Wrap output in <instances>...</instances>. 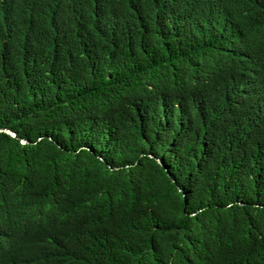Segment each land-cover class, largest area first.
<instances>
[{
  "label": "trees",
  "instance_id": "obj_1",
  "mask_svg": "<svg viewBox=\"0 0 264 264\" xmlns=\"http://www.w3.org/2000/svg\"><path fill=\"white\" fill-rule=\"evenodd\" d=\"M0 264H264V0H0Z\"/></svg>",
  "mask_w": 264,
  "mask_h": 264
},
{
  "label": "water",
  "instance_id": "obj_2",
  "mask_svg": "<svg viewBox=\"0 0 264 264\" xmlns=\"http://www.w3.org/2000/svg\"><path fill=\"white\" fill-rule=\"evenodd\" d=\"M0 131H1V132H6V133L12 135L13 137H16L15 133L11 132L9 129H2V130H0Z\"/></svg>",
  "mask_w": 264,
  "mask_h": 264
}]
</instances>
